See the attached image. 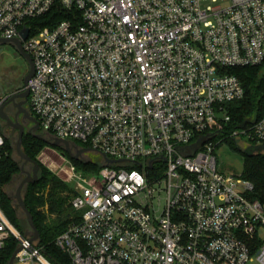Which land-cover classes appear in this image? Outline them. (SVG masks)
Masks as SVG:
<instances>
[{
	"label": "built area",
	"instance_id": "1",
	"mask_svg": "<svg viewBox=\"0 0 264 264\" xmlns=\"http://www.w3.org/2000/svg\"><path fill=\"white\" fill-rule=\"evenodd\" d=\"M0 36L32 57L40 129L117 160L60 165L78 212L55 238L69 264H264V204L219 171L213 141L245 96L232 69L264 61V0H0ZM228 136L264 145V116ZM9 239L14 264H54L0 204V255Z\"/></svg>",
	"mask_w": 264,
	"mask_h": 264
},
{
	"label": "trees",
	"instance_id": "2",
	"mask_svg": "<svg viewBox=\"0 0 264 264\" xmlns=\"http://www.w3.org/2000/svg\"><path fill=\"white\" fill-rule=\"evenodd\" d=\"M63 17V14L53 12L43 18L42 24L52 26ZM232 71L241 78L245 87V96L230 105L232 120L220 133L226 139H234L229 137L228 134L235 128L244 126L264 116V61L254 66L236 67ZM46 145L49 144L31 134L25 133L23 136L22 148L24 152L40 164L37 182L27 184L23 196L28 209L32 213L34 223L40 232L38 244L44 247L45 255L54 264H69L67 254L55 245V238L66 230L73 221L78 219V212L73 209L70 203L71 214L69 212L63 213L64 205L69 200V194L71 193L73 196L74 192L68 182L60 179L38 159L39 153ZM254 146L252 145V147ZM52 147L62 149L61 147ZM240 151L244 155V167L241 174L254 183L253 196L264 204V151L262 148ZM73 161L81 168L93 173L100 168L98 162L91 160L87 162L73 159ZM21 164L22 160L16 153L13 137L5 136V145L0 157V182L2 184L0 204L12 223L26 233L30 229L28 221L11 198V190H13L15 182L19 181L18 176L21 171ZM43 190L48 191V199L44 195ZM65 192L69 194H65ZM47 202H49L50 211L60 215L59 219L48 220L47 215L40 209ZM72 215L73 217H71ZM16 248L17 243L13 239H9L1 252L0 264H9V260Z\"/></svg>",
	"mask_w": 264,
	"mask_h": 264
},
{
	"label": "rangeland",
	"instance_id": "3",
	"mask_svg": "<svg viewBox=\"0 0 264 264\" xmlns=\"http://www.w3.org/2000/svg\"><path fill=\"white\" fill-rule=\"evenodd\" d=\"M29 72V64L18 53V51L10 44H0V98L9 97L13 93L24 91V77ZM43 132V130H40ZM0 132L5 136L11 137L10 131L5 127V122L0 118ZM17 135L13 137L14 142L17 140ZM217 142L215 155L217 159V167L223 173L241 174L244 167V155L240 150H245L251 145L259 146L258 143H252L245 136H238L235 139H226L220 134L213 138ZM81 144V143H80ZM264 151V146L262 147ZM84 159H89L94 162L104 163V158L101 152L91 149L82 155ZM40 162L55 173L60 179H66V173L61 170L60 165H70L74 163L73 159L68 156L63 150L46 145L42 148L38 155ZM84 161V160H83ZM75 164V163H74ZM78 169L82 170L85 175H90L93 172L81 168L75 164ZM18 182L16 181L12 192L15 191ZM73 184V183H72ZM74 185V184H73ZM44 195L48 199V191L43 190ZM65 194H69L65 192ZM69 200L64 205V214L70 213V200L73 197L69 194ZM40 209L47 215L48 220L59 219L60 215L51 212L49 202L41 206ZM71 214V213H70ZM62 217V216H61ZM73 217V215L71 216ZM30 227V226H29ZM248 264H259L254 260Z\"/></svg>",
	"mask_w": 264,
	"mask_h": 264
},
{
	"label": "water",
	"instance_id": "4",
	"mask_svg": "<svg viewBox=\"0 0 264 264\" xmlns=\"http://www.w3.org/2000/svg\"><path fill=\"white\" fill-rule=\"evenodd\" d=\"M29 33V28H24L21 31V37L22 39L27 38ZM21 38H4L0 36V44H10L12 45L18 53L26 60V62L29 64V72L24 77V83L25 86L28 84L29 79L34 74V63L32 60V57L30 54L25 51L23 44H22ZM29 95V89L25 88L24 91L21 93H14L6 98L2 106L0 107V118L4 120L8 126L13 128H18L19 133L17 140L15 141V149L16 153L19 156V158L22 160L21 164V171L18 176V184L14 192L11 191V198L16 203V206L19 208V210L22 212L23 216L27 219L28 224L30 226V229L25 233L27 236L30 237L31 241L39 242L40 241V232L38 228L36 227L33 216L31 211L28 209L25 201H24V189L29 183H35L38 180V172L40 169V164L37 160L31 158L28 154H26L22 148V142H23V136L25 133V127L22 123L18 121H13L10 115L6 112L5 106L10 103L11 101H14L17 97H27ZM25 103V101H22L19 103L21 106L20 111L24 113L25 119L31 121L34 123L31 130L33 131L32 135L35 136L38 139H41L42 141L46 142L47 144L51 146L61 147L64 149V152L67 153L72 159L76 160H84L89 161V159H84L83 154L84 152L91 150V148L84 147L80 148L77 151H73V143L74 141L63 139L60 137H57L49 132H41L37 133L36 131L40 129V125L38 120L35 116H33L26 108H23L22 105ZM215 134L213 133H207L205 135H202L194 144L189 145L188 147L181 148V151H185L186 148H190L192 150H196L199 146H201L205 141L211 139ZM264 145L254 146L252 145L245 149L247 151L248 149L252 148H262ZM103 155L104 161L106 164H110L112 162H116L117 160L110 159L106 157V155ZM19 248H16L14 253L12 254L9 264H14L15 257L18 252Z\"/></svg>",
	"mask_w": 264,
	"mask_h": 264
},
{
	"label": "flooded vegetation",
	"instance_id": "5",
	"mask_svg": "<svg viewBox=\"0 0 264 264\" xmlns=\"http://www.w3.org/2000/svg\"><path fill=\"white\" fill-rule=\"evenodd\" d=\"M21 92L22 91H19L17 93H21ZM22 101H25V103L22 105V107L26 108L31 113L30 105H29V95L27 97H17L14 101H11L10 103H8L5 106V110L10 115V117L12 118L13 121H18V122H20V123H22L24 125L25 133H28V134L32 135L33 131L31 130V128L34 125V123H32L31 121L25 119L24 113L20 111L21 106L19 105V103H21ZM5 127L10 131L11 137H14L15 135L18 136V133H19V129L18 128H13V127L8 126L6 122H5ZM40 130L41 129L37 130L36 132L37 133H41ZM80 148H84V146L82 144L78 143V142H74L73 143L72 149H73L74 152L77 151ZM61 150L64 151L63 148Z\"/></svg>",
	"mask_w": 264,
	"mask_h": 264
}]
</instances>
